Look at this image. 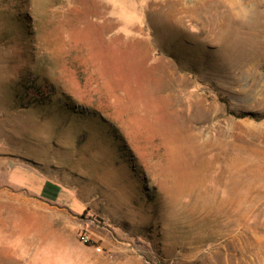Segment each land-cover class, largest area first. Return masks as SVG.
Here are the masks:
<instances>
[{"label": "rangeland", "instance_id": "1", "mask_svg": "<svg viewBox=\"0 0 264 264\" xmlns=\"http://www.w3.org/2000/svg\"><path fill=\"white\" fill-rule=\"evenodd\" d=\"M0 154V264H264V0H0Z\"/></svg>", "mask_w": 264, "mask_h": 264}, {"label": "crops", "instance_id": "2", "mask_svg": "<svg viewBox=\"0 0 264 264\" xmlns=\"http://www.w3.org/2000/svg\"><path fill=\"white\" fill-rule=\"evenodd\" d=\"M5 156H4V154H0V163L2 162V159L4 158ZM0 202L2 203H9V202H11V201H7L6 199H5V196H6V189H7V187H8V185H7V183H4L5 182V179H3L4 178V176H2V174H1V176H0ZM2 188V189H1ZM4 191H5V193H4ZM37 196V195H36Z\"/></svg>", "mask_w": 264, "mask_h": 264}, {"label": "built area", "instance_id": "3", "mask_svg": "<svg viewBox=\"0 0 264 264\" xmlns=\"http://www.w3.org/2000/svg\"><path fill=\"white\" fill-rule=\"evenodd\" d=\"M97 249H98V251H100V250H101V248H100V247H98Z\"/></svg>", "mask_w": 264, "mask_h": 264}, {"label": "bare ground", "instance_id": "4", "mask_svg": "<svg viewBox=\"0 0 264 264\" xmlns=\"http://www.w3.org/2000/svg\"><path fill=\"white\" fill-rule=\"evenodd\" d=\"M221 133H223V132H221Z\"/></svg>", "mask_w": 264, "mask_h": 264}]
</instances>
